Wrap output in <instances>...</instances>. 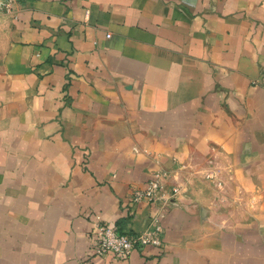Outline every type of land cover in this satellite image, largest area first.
Returning a JSON list of instances; mask_svg holds the SVG:
<instances>
[{"label":"crops","instance_id":"crops-1","mask_svg":"<svg viewBox=\"0 0 264 264\" xmlns=\"http://www.w3.org/2000/svg\"><path fill=\"white\" fill-rule=\"evenodd\" d=\"M155 175L168 205L129 203ZM155 209L160 248L89 254L93 213L137 232ZM0 264H264V0L0 15Z\"/></svg>","mask_w":264,"mask_h":264},{"label":"built area","instance_id":"built-area-1","mask_svg":"<svg viewBox=\"0 0 264 264\" xmlns=\"http://www.w3.org/2000/svg\"><path fill=\"white\" fill-rule=\"evenodd\" d=\"M17 0H0V15H10ZM176 189H165L157 176L148 179L141 188H133L129 193V203L141 201L157 205L160 209L168 205ZM157 207V208H158ZM162 211L155 209L150 215L147 226L137 232H124L93 213L90 220L88 251L91 256L110 254L114 259H124L131 251L139 250L144 245L161 246L160 218Z\"/></svg>","mask_w":264,"mask_h":264}]
</instances>
